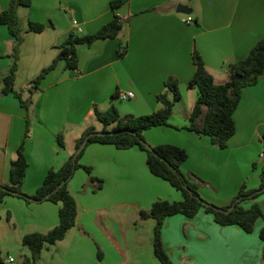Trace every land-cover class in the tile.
<instances>
[{
    "label": "crops",
    "instance_id": "1",
    "mask_svg": "<svg viewBox=\"0 0 264 264\" xmlns=\"http://www.w3.org/2000/svg\"><path fill=\"white\" fill-rule=\"evenodd\" d=\"M10 1L0 0V16ZM117 1L122 4L113 9L112 3ZM30 2L18 10L24 41L15 89L24 99L31 96L34 80L53 64L61 45L72 33L77 34L74 20L83 30L79 36L96 34L115 16L124 23V30L116 39L79 45V69L69 70L60 62L32 97L28 113L14 95L0 93V183H9L11 163L24 140L27 118L29 168L22 191L33 195L50 170L61 169L76 153L78 141L90 127L101 131L95 126L100 122L95 110L106 112L114 104L122 116L151 115L161 107L157 97L166 91L165 81L175 77L182 99L169 126L145 132L147 143L185 149L189 157L182 166L183 173L198 176L204 182L202 198L219 208L229 207L243 185L249 190L260 187L264 171V161L260 160L264 152V78L243 91L234 114L236 133L227 148L219 149L210 137L187 128L200 96L198 89L188 88L195 74L194 51L200 53L215 82L226 83L228 67L246 59L264 38V0ZM178 6L187 7L191 14L178 13ZM189 18L193 20L190 24ZM31 23L44 25L45 30L33 32ZM16 43L0 22V91L14 63L11 55ZM123 50L126 55L119 58ZM128 91L135 98L121 102L119 92ZM60 135L64 148L58 141ZM82 160V165L92 168L93 175L104 182L103 188L95 191L87 172H76L69 183L78 206L76 225L64 240L47 245L37 264H160L153 246L156 222L143 220L140 213L159 200L180 202L182 194L150 172L147 153L139 147L119 150L114 145L94 143L87 147ZM255 202L264 211V195L246 202L245 207ZM59 211L60 205L51 202L28 203L14 196L0 200V264H6L2 246L10 239L20 251V261L8 255V264H24L32 255L23 244L24 237L47 235L59 225ZM263 227L264 217L251 234L238 226H220L214 215L202 209L193 219L182 215L168 218L163 242L173 264H264Z\"/></svg>",
    "mask_w": 264,
    "mask_h": 264
},
{
    "label": "trees",
    "instance_id": "2",
    "mask_svg": "<svg viewBox=\"0 0 264 264\" xmlns=\"http://www.w3.org/2000/svg\"><path fill=\"white\" fill-rule=\"evenodd\" d=\"M30 4V0H11L9 7L0 16L1 24L8 28L17 42L14 53L11 55L14 63L3 79L4 88L0 93L5 96L14 95L27 113L32 105V97L40 90L41 83L60 62H65L69 70L79 69L77 52L79 45L91 46L101 39H116L124 30V23L118 16H115L110 23L94 35L79 36L72 33L61 45L60 53L53 64L43 70L34 80L29 89L31 96L24 99L23 93L15 89L21 45L24 41V31L18 10L21 6H30ZM121 4L120 1L113 2L112 8L117 9ZM30 30L41 33L45 30V26L31 23ZM125 55L126 51L119 52V58ZM193 62L195 74L188 88L198 89L200 96L194 106L191 125L187 130L201 136H208L213 145L219 149H225L228 141L236 133L234 114L242 101L243 91L246 88L257 86L264 78V38L254 46L246 59L228 67L227 82L224 84L215 82L197 50L193 53ZM165 88L166 91L157 97L160 109L151 115L122 116L114 104L106 112L95 110L97 119L103 124V129L96 131L94 127H90L77 143L76 153L84 145L86 139L92 135L81 153L77 157H75L76 153L71 156L61 169L50 170L42 186L33 195H27L22 191L29 168L26 142L30 135V118H27L24 140L17 150L16 159L11 163L9 183H0V200L2 201L6 196H14L28 203L51 202L60 205V223L47 235L34 233L24 237L23 244L32 253L31 257L25 258L24 264H37V259L47 245H55L64 240L67 233L75 227L78 206L76 199L69 191V183L79 169L87 172L89 183L95 191L103 188L104 182L93 175L92 168L80 164L87 147L94 143L114 145L119 150L139 147L147 153L150 172L169 182L182 194L183 200L180 202L159 200L149 210H142L140 213L143 220L152 219L156 222L153 246L160 264H173L163 242V228L170 217L182 215L193 219L204 209L208 214L214 215L215 223L220 226H238L248 234L254 232L257 221L264 217V211L258 202L248 208L245 207V203L251 200L257 201L264 195V171L261 173V185L258 189L249 190L246 185H243L229 207L219 208L202 198L200 189L204 182L198 176L183 173L182 166L189 157L185 149L174 145L151 147L147 143L145 132L156 127L169 126L175 106L182 99L179 81L175 77H170L165 81ZM114 99H117V96H114ZM58 141L64 148L62 135L59 136ZM231 208L233 210L227 213ZM260 239L264 241V227L260 232Z\"/></svg>",
    "mask_w": 264,
    "mask_h": 264
},
{
    "label": "rangeland",
    "instance_id": "3",
    "mask_svg": "<svg viewBox=\"0 0 264 264\" xmlns=\"http://www.w3.org/2000/svg\"><path fill=\"white\" fill-rule=\"evenodd\" d=\"M171 96V95H170ZM172 97V96H171ZM119 104H121V102H119ZM181 109V108H180ZM178 110V111H181V110ZM183 113H185V112H183ZM95 126H96V128H98V130H102L103 129V124L102 123H100V122H95ZM263 154H264V152H263ZM260 160H262L261 158H260ZM82 158H81V160H80V164H83L82 163ZM264 161V160H263ZM263 162H261L260 161V163H259V165H261ZM257 168V167H256ZM256 168H254L253 167V170H255ZM258 168H260L261 169V167H258ZM207 202V201H206ZM3 225H6V224H3ZM11 241L9 242V243H7L8 245H3L2 246V250H3V258H4V260H6L5 261V263L6 264H8L9 262H7V259L9 258L8 257V255H10V256H12L14 259H16V261L17 262H19L20 261V258H19V255H20V251L17 249V248H15L14 246H13V241H12V239H10Z\"/></svg>",
    "mask_w": 264,
    "mask_h": 264
},
{
    "label": "built area",
    "instance_id": "4",
    "mask_svg": "<svg viewBox=\"0 0 264 264\" xmlns=\"http://www.w3.org/2000/svg\"><path fill=\"white\" fill-rule=\"evenodd\" d=\"M192 22H193V20L191 18H189L187 20V23L188 24H190ZM73 24L76 27V33L79 34V35L82 34L83 33V30H82V28H80L78 26V21L77 20H74L73 21ZM134 98H135V94L133 92H131V91H128V92H119V94H118V99L121 102H127V101H130V100L134 99ZM261 159L264 160V154H261ZM10 261L12 262L13 259L10 258Z\"/></svg>",
    "mask_w": 264,
    "mask_h": 264
},
{
    "label": "water",
    "instance_id": "5",
    "mask_svg": "<svg viewBox=\"0 0 264 264\" xmlns=\"http://www.w3.org/2000/svg\"><path fill=\"white\" fill-rule=\"evenodd\" d=\"M177 12H178V13H182V14H191V10L188 9L187 7H184V6H178V8H177ZM122 34H123V33H121L119 36H122ZM91 136H92V135H90V136L86 139L84 145L78 150V152L76 153L75 157H77L78 154L81 153V151L84 149L86 143L88 142V140H89V138H90ZM232 210H233V208L229 209V210L227 211V213L231 212Z\"/></svg>",
    "mask_w": 264,
    "mask_h": 264
}]
</instances>
